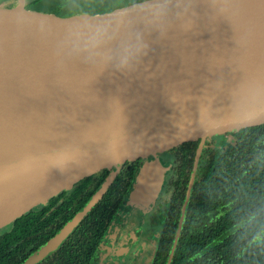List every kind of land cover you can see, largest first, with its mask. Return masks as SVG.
I'll list each match as a JSON object with an SVG mask.
<instances>
[{"label":"water","instance_id":"water-1","mask_svg":"<svg viewBox=\"0 0 264 264\" xmlns=\"http://www.w3.org/2000/svg\"><path fill=\"white\" fill-rule=\"evenodd\" d=\"M261 124L264 0H0V229L96 172L199 142L188 200L205 141ZM157 194L145 164L127 204Z\"/></svg>","mask_w":264,"mask_h":264},{"label":"trees","instance_id":"trees-1","mask_svg":"<svg viewBox=\"0 0 264 264\" xmlns=\"http://www.w3.org/2000/svg\"><path fill=\"white\" fill-rule=\"evenodd\" d=\"M199 142L176 152L191 180ZM114 176L104 196L58 247L37 264H95L130 184L135 161ZM104 169L78 181L0 229V264H23L92 199L105 181ZM130 175H126V174ZM178 188L187 208L178 238L157 241L152 264H264V124L234 136L208 138L201 151L190 196ZM10 225V224H9ZM6 227V226H5ZM177 226L173 228L175 230Z\"/></svg>","mask_w":264,"mask_h":264},{"label":"flooded vegetation","instance_id":"flooded-vegetation-1","mask_svg":"<svg viewBox=\"0 0 264 264\" xmlns=\"http://www.w3.org/2000/svg\"><path fill=\"white\" fill-rule=\"evenodd\" d=\"M175 150L176 148L161 152L154 158H139L132 160L138 164V171L130 184L129 195L136 184L141 168L145 164H149L151 167L152 177L156 184V188H158V194L152 208L147 211L140 206H129L127 204L128 197L125 199L118 214V235L125 228L131 231L132 227L139 225L141 226L137 228L139 236L141 233H147L152 242L156 241V245L158 239L163 236L164 232H166L167 237L174 235V238H178L181 229L180 226L183 225L184 221V218L183 221H181L184 204L181 206L179 204L180 195L178 188H189V185L187 186V165L185 159H183L184 156H181ZM156 161H160V163ZM127 162L119 164L109 170L106 179L111 172L114 173V176H117L124 171L125 167H127V172L130 171L129 169L131 166L128 165ZM128 173L126 174L127 176L130 175ZM175 226H177V228L173 230ZM153 257L147 259V257L139 256L137 257L139 261L134 264H152Z\"/></svg>","mask_w":264,"mask_h":264},{"label":"rangeland","instance_id":"rangeland-1","mask_svg":"<svg viewBox=\"0 0 264 264\" xmlns=\"http://www.w3.org/2000/svg\"><path fill=\"white\" fill-rule=\"evenodd\" d=\"M220 137V136H219ZM216 137V138H219ZM118 219L117 216L110 229L106 243L102 244L97 262L95 264H134L138 260L137 257H153L156 249V241L152 242L151 238L146 233L137 232L136 225L129 229H123L118 235ZM12 224L7 225L2 230L9 231ZM135 231V232H134ZM126 251V252H125Z\"/></svg>","mask_w":264,"mask_h":264},{"label":"clouds","instance_id":"clouds-1","mask_svg":"<svg viewBox=\"0 0 264 264\" xmlns=\"http://www.w3.org/2000/svg\"><path fill=\"white\" fill-rule=\"evenodd\" d=\"M143 47V45H141L140 46V48L139 49H137V53H139L140 52V49Z\"/></svg>","mask_w":264,"mask_h":264}]
</instances>
